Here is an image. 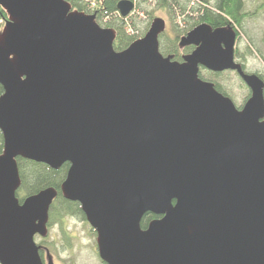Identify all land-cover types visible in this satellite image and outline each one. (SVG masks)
I'll return each instance as SVG.
<instances>
[{"label": "water", "instance_id": "obj_1", "mask_svg": "<svg viewBox=\"0 0 264 264\" xmlns=\"http://www.w3.org/2000/svg\"><path fill=\"white\" fill-rule=\"evenodd\" d=\"M0 264H45L59 195L17 196L18 158L70 164L63 197L79 202L106 264H264V80L236 60L232 24L201 22L160 50L167 22L116 50V30L68 0H0ZM132 0H119L127 16ZM236 71L242 107L200 69ZM147 213L158 215L142 221ZM48 264H54L47 250Z\"/></svg>", "mask_w": 264, "mask_h": 264}, {"label": "trees", "instance_id": "obj_2", "mask_svg": "<svg viewBox=\"0 0 264 264\" xmlns=\"http://www.w3.org/2000/svg\"><path fill=\"white\" fill-rule=\"evenodd\" d=\"M68 1L72 4L73 9L83 11L87 14H95L98 22L104 23L109 28H114L116 30V37L113 44L114 48L118 51L127 48L133 41L145 35L152 19L155 17L154 10L159 9L167 15L166 21H168L176 33L174 38L166 31L160 35V50L165 55L171 54L174 56V59L182 61L183 55L191 52L194 46H187L185 49L181 48L179 46L180 37L187 34L199 23L207 22L213 27L228 24L234 26L237 31L235 56L236 60L243 65L245 70H247L245 63L247 56L257 54L264 60V48L258 42L257 34H254L245 27L249 19L257 18L263 14L264 0H248L256 2L254 10L247 8V0H133L136 2V10L127 16H122L118 10L117 3L119 0ZM149 8L151 9L149 10ZM143 12L149 16L144 26L140 25L138 20L139 15L141 16ZM7 18V11L0 5V31ZM242 33L246 35L244 47L238 44ZM262 41L264 45V37ZM208 72L211 74L210 77H212L208 80L214 82L220 92L229 96V92L217 79L224 72H212L209 70ZM234 72L238 75L236 71ZM257 73L264 80V71ZM200 76L207 79L202 71ZM238 77L240 78L239 75ZM3 92V86L0 84V95ZM3 147L4 140L0 131V153H2ZM18 163L22 183L17 191V196L21 201L26 196L37 193L41 189L55 187L58 189L59 195L54 200L52 209L55 210L54 214L57 216V219L63 221V217L66 214H71L88 222L80 203L66 199L61 193V185L67 176L70 166L68 162L64 163L59 169H54L42 162L21 157L18 158ZM158 217L156 214L147 213L143 218L142 227L147 228L149 221Z\"/></svg>", "mask_w": 264, "mask_h": 264}, {"label": "rangeland", "instance_id": "obj_3", "mask_svg": "<svg viewBox=\"0 0 264 264\" xmlns=\"http://www.w3.org/2000/svg\"><path fill=\"white\" fill-rule=\"evenodd\" d=\"M255 5L256 2L247 0L248 9L254 10ZM150 9L151 8H149V10ZM153 13L155 14V17L161 16L165 19L167 17V15L159 9L154 10ZM148 18L149 16L143 12L141 16L139 15V24L144 26ZM98 23L103 27H107L102 22ZM4 26L5 22L3 23L2 30ZM245 27L254 34H257L258 42L261 43L264 48L262 41L264 37V12L257 18L249 19L246 22ZM165 31L172 38H174L176 35L168 21ZM245 42L246 35L242 33L238 40V44L239 46L244 47ZM245 63L246 69L249 72L257 73L264 71V60L257 54L247 56ZM201 71L205 78H207L206 80L212 78L210 77L211 74H209L208 70L201 68L200 73ZM222 72L224 73L217 79L229 92V97L234 101L236 106L242 107L250 96V89L234 71L226 70ZM53 206L54 205L52 204L51 207L53 208ZM51 212H53L52 219L55 221L57 219V216L54 214L55 210L51 209ZM57 222L58 224L56 225L55 223L50 224V229L48 227L49 232L46 237H42L40 235H36L35 237L36 242L44 247L43 251H41V254L44 257L43 260L46 264H48L49 260L47 250H49L54 264H105L99 255L96 230L92 228L89 222H86L84 219L71 214H66L63 217V221L58 220Z\"/></svg>", "mask_w": 264, "mask_h": 264}, {"label": "flooded vegetation", "instance_id": "obj_4", "mask_svg": "<svg viewBox=\"0 0 264 264\" xmlns=\"http://www.w3.org/2000/svg\"><path fill=\"white\" fill-rule=\"evenodd\" d=\"M133 1V0H132ZM134 2V4H135V6H134V9L131 11V13L133 12V11H135L136 10V2L135 1H133ZM167 22V21H166ZM51 209H52V207L50 208V212H49V221H48V227H49V229H50V224H54L55 223V225L56 224H58V220H55V221H53V216H52V212H51ZM43 249H44V247L42 246V249H41V251H43ZM42 255V254H41ZM42 258H44L43 256H42ZM46 264V263H45Z\"/></svg>", "mask_w": 264, "mask_h": 264}, {"label": "bare ground", "instance_id": "obj_5", "mask_svg": "<svg viewBox=\"0 0 264 264\" xmlns=\"http://www.w3.org/2000/svg\"><path fill=\"white\" fill-rule=\"evenodd\" d=\"M6 22V21H5ZM66 179V178H65ZM64 182V181H63Z\"/></svg>", "mask_w": 264, "mask_h": 264}]
</instances>
